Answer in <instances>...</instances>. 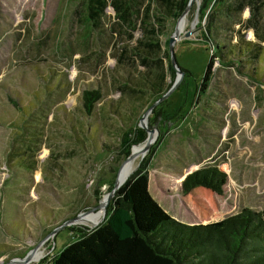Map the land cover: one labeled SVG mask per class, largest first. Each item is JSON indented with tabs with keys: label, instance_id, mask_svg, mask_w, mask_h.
Returning a JSON list of instances; mask_svg holds the SVG:
<instances>
[{
	"label": "rangeland",
	"instance_id": "obj_1",
	"mask_svg": "<svg viewBox=\"0 0 264 264\" xmlns=\"http://www.w3.org/2000/svg\"><path fill=\"white\" fill-rule=\"evenodd\" d=\"M115 1L95 16L87 0H0V264H20L37 248L43 257L27 264L48 263L79 230L98 226L105 211L96 207L135 158L136 168L146 164L151 197L181 224L196 221L181 204L180 182L209 167L226 176L211 223L243 209L264 220V43L253 61H216L207 89L200 87L213 51L205 36L216 38L215 49L254 42L239 27L248 10L210 9L199 25L201 0L182 17H168L157 2L146 11L147 0H119L131 5L125 19ZM238 3L246 0H221V10ZM259 19L264 25L263 13ZM213 20L230 31L214 37ZM175 30L176 62L188 73L147 114V150L146 132L126 156L124 141L142 128L153 98L148 85L166 91L173 83L164 52ZM88 91L101 97L90 114L82 99ZM93 208L91 221L65 225Z\"/></svg>",
	"mask_w": 264,
	"mask_h": 264
},
{
	"label": "trees",
	"instance_id": "obj_2",
	"mask_svg": "<svg viewBox=\"0 0 264 264\" xmlns=\"http://www.w3.org/2000/svg\"><path fill=\"white\" fill-rule=\"evenodd\" d=\"M118 1L112 3L113 8L118 11L122 8L121 18L125 19L131 5L124 7L122 2L117 6ZM188 1L147 0L148 4L157 2L168 17L180 16ZM220 1L201 0L199 25L210 9L217 14L220 11L241 13L246 8L249 16L239 22V27L244 32L251 30L255 41L250 43L239 39L241 43L236 42L233 47L223 45L215 49L213 42L216 38L205 36V41L212 43L213 51L202 77V90L208 87L216 61L226 60L236 65L242 61L237 59L238 56L246 58V62L253 61L257 58L259 45L264 43V25L259 19L261 13L264 14V0H246L244 6L240 3L231 4V7L226 6L222 10ZM105 7L106 0H87L88 15L99 16ZM213 21L208 23V31H212V35L230 31V27L216 26ZM164 55L168 72L174 81L176 71L170 64L168 52H164ZM179 70L188 73L184 68L179 67ZM155 85L154 82L148 85L153 98L146 103V109L168 91L156 90ZM100 98L98 91L83 93V107L87 113L90 114ZM156 126L157 118L151 119L148 128L154 129ZM128 137L122 148L126 156L133 146L145 140L146 131L135 128L132 137L130 134ZM225 183L226 176L210 167L196 170L180 182V200L193 210L196 221L193 225H184L170 218L151 197L147 167L145 163H140L110 200L103 221L93 229L79 230L77 239L65 245L45 264H264V220L261 212L243 209L234 216L210 222L216 213L213 197L223 195ZM159 201L161 205L166 202L160 197Z\"/></svg>",
	"mask_w": 264,
	"mask_h": 264
},
{
	"label": "water",
	"instance_id": "obj_3",
	"mask_svg": "<svg viewBox=\"0 0 264 264\" xmlns=\"http://www.w3.org/2000/svg\"><path fill=\"white\" fill-rule=\"evenodd\" d=\"M196 0H189L188 4L186 5V8L184 9V11L181 13L180 17L186 15L188 13V11L190 10V7L192 6V4L195 2ZM190 32L186 33V36H189ZM178 36V34L175 32L173 33V35L169 38L168 43H167V47H168V54H169V58H170V64L172 66V68L176 71V77L172 83V85L170 86V88L168 89V91L157 101L155 102L153 105H151L145 112V114L143 115L142 119H141V125H142V129L145 130L148 134H147V138H146V146L143 149L142 153H144L148 146L150 145V143L152 142V133L153 130H147L146 128V116L149 113V111L159 102H161L162 100H164L165 98H167L169 96V94L175 89V87L178 85L179 81L181 80V78L183 77V72H181L179 70V66L176 62V58H175V54H174V43H175V38ZM134 147V146H133ZM138 168V166H137ZM136 168V169H137ZM119 173V170H118ZM126 182V181H125ZM125 182H122L119 178V174H117L114 184L112 186V189L108 192V194L105 196L103 202H101L96 208H101L103 207L104 209H106V207L108 206L110 200L114 197L115 193L120 189V187L122 185H124ZM181 201V200H180ZM181 204L184 207H187L183 201H181ZM96 208L91 209L89 212H84L81 213L79 215H77L76 217L72 218L71 220H68L67 222H65V225H71L72 223H74L75 221L79 220L83 215H86L88 213H93L95 211ZM104 216H105V212H104ZM104 219V218H103ZM103 221V220H101ZM33 249L27 253L21 260H20V264H27L30 260H31V253H32Z\"/></svg>",
	"mask_w": 264,
	"mask_h": 264
},
{
	"label": "bare ground",
	"instance_id": "obj_4",
	"mask_svg": "<svg viewBox=\"0 0 264 264\" xmlns=\"http://www.w3.org/2000/svg\"><path fill=\"white\" fill-rule=\"evenodd\" d=\"M184 24H185V21H184V18L181 19L178 23V29L179 30H182V28L184 27ZM140 149V147H135L134 148V152H138V150ZM133 157V154L130 155L129 159ZM136 159V158H135ZM135 159L129 161L126 165H124V167L120 170L119 172V178L122 182H125L127 181L130 176L132 175V173L134 172V170L136 169V164H135ZM195 168V167H194ZM102 208V211L104 212L105 209L103 207ZM96 217V215H95ZM94 217L92 216V214H86V215H83L79 220L77 221H80L81 223H87L89 221H91ZM43 256H42V252H41V249H34L31 253V260H30V263L32 262H36L38 261L39 259H41ZM29 263V262H28Z\"/></svg>",
	"mask_w": 264,
	"mask_h": 264
}]
</instances>
